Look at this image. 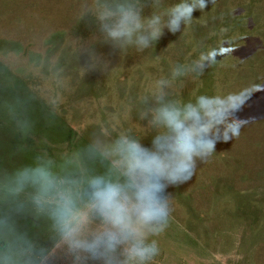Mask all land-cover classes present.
<instances>
[{"label": "rangeland", "instance_id": "374dc122", "mask_svg": "<svg viewBox=\"0 0 264 264\" xmlns=\"http://www.w3.org/2000/svg\"><path fill=\"white\" fill-rule=\"evenodd\" d=\"M178 2L162 0L161 9L149 5L143 14ZM90 3L0 0V167L11 171L47 152L71 171L77 149L102 127L150 147L155 131L138 119V99L157 79H171L176 63L224 48L201 77H181L166 91L187 102L251 88L227 118L241 135L218 143L187 184L168 188L173 212L154 237L160 255L153 264H264V0H216L181 32L165 29L153 48L124 55L97 38L95 20L84 18ZM25 118L27 134L18 127ZM19 225L46 242L30 217Z\"/></svg>", "mask_w": 264, "mask_h": 264}, {"label": "clouds", "instance_id": "9594fccd", "mask_svg": "<svg viewBox=\"0 0 264 264\" xmlns=\"http://www.w3.org/2000/svg\"><path fill=\"white\" fill-rule=\"evenodd\" d=\"M209 3L216 0H179L145 16L146 7L161 9L162 0H91L84 18H93L97 38L121 55L142 53L165 29L173 35L186 29ZM226 51L212 49L191 64L176 63L171 79H157L138 99V119L155 131L150 147L128 131L112 138L102 127L77 149L79 163L71 171L47 152L11 171L0 167V264H153L160 255L154 237L166 230L173 212L168 188L191 181L197 163H207L218 143L239 138L228 114L251 91L184 102L166 89L181 77H201ZM90 56L99 62L94 51ZM18 127L27 134L29 120ZM22 217L44 228L46 242L20 227Z\"/></svg>", "mask_w": 264, "mask_h": 264}]
</instances>
